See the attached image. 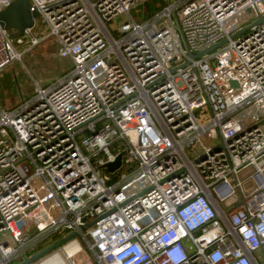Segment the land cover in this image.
Segmentation results:
<instances>
[{"label": "built area", "instance_id": "1", "mask_svg": "<svg viewBox=\"0 0 264 264\" xmlns=\"http://www.w3.org/2000/svg\"><path fill=\"white\" fill-rule=\"evenodd\" d=\"M147 1L29 0L45 34L0 25V71L48 38L71 62L0 110V264L71 232L82 264H264V22L230 38L264 0H163L140 22ZM120 153L113 172L136 167L110 183Z\"/></svg>", "mask_w": 264, "mask_h": 264}, {"label": "rangeland", "instance_id": "2", "mask_svg": "<svg viewBox=\"0 0 264 264\" xmlns=\"http://www.w3.org/2000/svg\"><path fill=\"white\" fill-rule=\"evenodd\" d=\"M165 5L163 0H148L146 4L140 8L139 21H146L158 14ZM252 20V15L247 11L242 10L240 16L236 18L237 26H244ZM117 23L121 22V17L115 20ZM35 25L34 33L36 35H43L47 32L46 25L41 21V16H33L31 13L21 14L11 19L5 26L10 37L15 40L16 37L22 36L27 27ZM25 45H17V49L23 50ZM71 62L69 59L60 58L56 54V45L53 40L48 38L41 42L33 49L26 51L22 55L21 61H13L10 65L0 71V110L13 111L17 109L23 100H28L33 95L34 80H38L44 84L54 82L63 75V72L70 68ZM196 118L199 123H206L211 115L207 106L195 111ZM86 136L89 132H86ZM84 135V136H85ZM84 136H77V141L81 144ZM125 141H116L110 149L116 151L118 148H126ZM93 163L96 166L95 158ZM136 167V162L131 164L129 168L124 164L119 170L109 173L111 182H116L122 172H131ZM248 188H246V191ZM56 236L52 235L44 241H40L39 248L54 239ZM64 248H58L40 260L32 264H41L52 255L60 257L65 264H72V262L86 263L95 262L93 255L85 248L84 252L76 253L75 256H66ZM34 252V251H31ZM32 254V253H31ZM21 259L13 260L10 264L19 263Z\"/></svg>", "mask_w": 264, "mask_h": 264}, {"label": "water", "instance_id": "3", "mask_svg": "<svg viewBox=\"0 0 264 264\" xmlns=\"http://www.w3.org/2000/svg\"><path fill=\"white\" fill-rule=\"evenodd\" d=\"M24 13H31L33 16L38 15V12L36 10L30 9L29 0H13V1H11V3L6 8H4L3 10L0 11V25L5 28L6 24L11 19H13V18H15L21 14H24ZM176 20H177V18H176ZM263 22H264V15L260 16L254 22L244 26L240 30L233 33L230 36V38L232 39V38H235L239 35H242V34L246 33L250 29V27H252L254 25L262 24ZM182 39H183V42L185 43L183 36H182ZM226 41L227 40L224 39V40L220 41L219 43H216L215 45H212L209 48H207V49H205L199 53L189 52V56L192 59L199 58L202 55L209 53V52L213 51L214 49L218 48L219 46L224 44ZM187 63H189V60H186L182 65H185ZM172 71H174V70H172ZM231 84L233 86L237 85L236 81H232V80H231ZM121 155H122L121 153L118 154L113 162H109V163L105 164L106 170L108 172H113L115 169H117L120 166ZM201 159H203V156L199 157V159L196 161H199ZM90 224L91 223H88L86 226H89ZM76 235H77L76 232L68 233V234L54 240L53 242L49 243L48 245L44 246L43 248L37 250L36 252L31 254L29 257L24 258L23 260H21L19 263H16V264H32V263L40 260L44 256L48 255L49 253L53 252L54 250L62 247L64 244H66L67 242L72 240Z\"/></svg>", "mask_w": 264, "mask_h": 264}, {"label": "bare ground", "instance_id": "4", "mask_svg": "<svg viewBox=\"0 0 264 264\" xmlns=\"http://www.w3.org/2000/svg\"><path fill=\"white\" fill-rule=\"evenodd\" d=\"M77 249L78 245H75L74 243L66 245V250L70 256H75ZM41 264H65V262L57 255H52L51 257H49V259L42 262Z\"/></svg>", "mask_w": 264, "mask_h": 264}, {"label": "crops", "instance_id": "5", "mask_svg": "<svg viewBox=\"0 0 264 264\" xmlns=\"http://www.w3.org/2000/svg\"><path fill=\"white\" fill-rule=\"evenodd\" d=\"M247 174L248 170H244L241 172V177L243 178V186L245 188L252 186L251 178L249 176L247 177Z\"/></svg>", "mask_w": 264, "mask_h": 264}, {"label": "trees", "instance_id": "6", "mask_svg": "<svg viewBox=\"0 0 264 264\" xmlns=\"http://www.w3.org/2000/svg\"><path fill=\"white\" fill-rule=\"evenodd\" d=\"M41 249V248H40ZM39 250V249H38Z\"/></svg>", "mask_w": 264, "mask_h": 264}]
</instances>
